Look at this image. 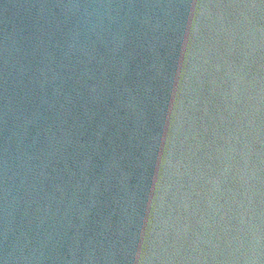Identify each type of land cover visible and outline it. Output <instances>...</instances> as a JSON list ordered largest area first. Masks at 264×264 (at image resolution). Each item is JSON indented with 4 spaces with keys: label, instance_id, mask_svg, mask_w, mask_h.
<instances>
[{
    "label": "water",
    "instance_id": "water-1",
    "mask_svg": "<svg viewBox=\"0 0 264 264\" xmlns=\"http://www.w3.org/2000/svg\"><path fill=\"white\" fill-rule=\"evenodd\" d=\"M0 264H264V0H0Z\"/></svg>",
    "mask_w": 264,
    "mask_h": 264
}]
</instances>
